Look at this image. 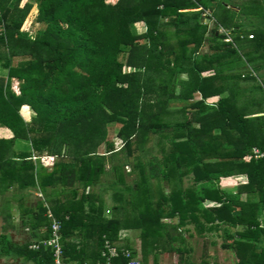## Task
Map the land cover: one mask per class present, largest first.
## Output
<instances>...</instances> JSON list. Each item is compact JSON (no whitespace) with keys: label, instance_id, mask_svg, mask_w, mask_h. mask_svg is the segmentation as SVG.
<instances>
[{"label":"trees","instance_id":"trees-1","mask_svg":"<svg viewBox=\"0 0 264 264\" xmlns=\"http://www.w3.org/2000/svg\"><path fill=\"white\" fill-rule=\"evenodd\" d=\"M21 1L0 0V66L7 71L0 75V127L12 133L0 137V195L15 188L12 199L20 201L23 224L37 229L36 243L51 235L49 211L61 223L68 262L105 261L109 240L142 264L155 250L172 252L175 264H195L185 226L202 227L201 216L247 221L264 232L254 217L264 208V157L251 152L264 151V19L249 30L227 0H28L36 11L27 26ZM263 1L242 5L262 19ZM217 2L224 17L216 18ZM197 7L230 29L234 43L224 42L218 26L209 32ZM137 22L147 31L137 32ZM24 105L34 112L29 121ZM113 122L121 124L117 149L108 140ZM149 147L156 152L147 157ZM107 161L116 172L109 182L101 178ZM236 174L246 177L240 204L220 184ZM31 187L42 191L35 206L27 205ZM205 200L219 206L204 208ZM126 229L139 232L142 256L119 235ZM29 245L7 246L53 264L50 248Z\"/></svg>","mask_w":264,"mask_h":264},{"label":"crops","instance_id":"crops-1","mask_svg":"<svg viewBox=\"0 0 264 264\" xmlns=\"http://www.w3.org/2000/svg\"><path fill=\"white\" fill-rule=\"evenodd\" d=\"M197 8H194V10H197ZM1 69L3 70V68ZM184 77L186 76L184 75ZM249 84H252V82H249ZM212 99L214 98L211 97L209 100L213 101ZM261 114L264 115V112H261ZM23 118L29 121L25 116ZM11 136L12 133L8 128L0 127V137L10 138ZM44 157L48 156H41V160L47 165L44 162ZM222 180L225 184L222 183ZM222 180L220 182L221 188L232 197L233 204L245 200L246 193L241 194L238 198L236 197L239 186L246 181L245 175L236 174ZM15 191V188L10 187L0 195V264H38L32 258L10 251L7 246L9 242L24 245L35 242L37 239L34 235L37 229L33 230L30 225H24L20 218L18 208L20 201L12 199L14 193H16ZM30 191L40 192L37 188L32 187L29 189V193H31ZM250 199L257 200L258 198L256 194H251ZM26 200H29V194ZM39 200L36 197L35 204ZM215 206H219L216 201L205 200L203 202L204 208ZM213 213L215 215V212ZM252 217V212L249 216L247 215L249 219ZM254 217L259 222V228H264V208L260 207ZM200 220L203 224L202 227L194 223L185 226V237L190 242L188 245L189 253H187L189 261H193L195 264H264V232L255 226L249 229L247 221L235 223L229 219L220 221L218 218L208 221L203 216L200 217Z\"/></svg>","mask_w":264,"mask_h":264},{"label":"rangeland","instance_id":"rangeland-1","mask_svg":"<svg viewBox=\"0 0 264 264\" xmlns=\"http://www.w3.org/2000/svg\"><path fill=\"white\" fill-rule=\"evenodd\" d=\"M27 1L28 0H22L20 4H21V8L24 10L25 14L28 16V21H27L26 25L29 24V26H30V23H31V21H32V19L34 17L36 9H33L32 6L27 3ZM227 1L231 4L230 7L234 11H236L234 13L235 20L238 23H241L244 27L249 28V30L253 29L255 24H257V23L261 24L260 22H262V20L264 19V1L262 3L263 4V7H262L263 13L261 14L262 19H260L257 16H255L256 14L254 15L251 12H249V9L247 7H244L245 5H242L243 3H245V4H247V6H252V2L254 0H227ZM224 10H225V7L220 2H217L216 8H215L216 18L224 17V15H223L224 14ZM242 10H244V12ZM263 22H264V20H263ZM134 26H135L134 28L136 29L137 32H146L147 29H148L147 25L144 22H137V23L134 24ZM213 30H214V27L211 30H208V31L210 32V31H213ZM226 30L228 31V35L231 36L232 39H233L234 33H232V31L230 29H226ZM250 32L252 33V31H250ZM219 34H221V33H219ZM224 42H226V41H224ZM232 42L234 43V40ZM207 47L208 46H207V42H206L205 46L203 47V50H207ZM122 59H124V56L122 57ZM17 60H19V59H16V61ZM1 68H2V66H0V75H6L7 71L4 70V69L2 70ZM134 69L135 68L132 67V66L126 67L127 71H131V70H134ZM12 89L16 93H19L18 80L15 79V78L12 81ZM21 114L23 116H25V118L27 120H30L32 118V116L34 115V112L31 110L30 107L23 106L21 108ZM120 127H121L120 123H116V122L114 123L113 122V123H111L109 125V127L107 129L108 130V140L113 142L115 149L120 148L122 143H123V140L120 137H118V135H117L118 134L117 132L119 131ZM104 149H105V144H102L99 147L98 150H100V152H101V151H104ZM147 149H148V154L146 155L147 157H150L152 154H155V152H156L154 149H152L150 147L147 148ZM52 159H53L52 156L51 157H44V162H46V164H50ZM111 167H112V164L107 161V164H106V167H105L106 173H104L101 176L102 180L107 181V182L113 180V176H115L116 172L113 173L112 170H111ZM125 170L128 171V167H126ZM124 179L126 181H130L131 180L130 177H127V178H124ZM190 181H191V179L189 180L188 177H186L184 184L185 185H189V183H192ZM222 183H224L223 180H222ZM95 188L101 190V188L99 186L95 187ZM168 190L169 189L166 187V191H168ZM30 192L31 193H29V191H28V193H27V196L29 194V200L27 202V205L35 206L36 205L35 204L36 197H41L42 194H41V192H37V193H35L34 191L33 192L30 191ZM109 209H110V207H109ZM109 209H107V214L108 215L111 214V211H110L111 209L110 210ZM138 234H139L138 231L129 230V229L122 230L119 233V235L122 236V237H125L127 235L129 240L131 241V245L134 246L135 249H137V251L139 253L138 255H141V245H142V243H141L140 238L138 237ZM175 257L176 256L172 252H163L162 253V252H159V251L155 250L146 258V262H147V264H154L153 263L154 260L155 261L157 260V262H159V264H175L174 263ZM220 262H222V261H220ZM221 264H224V263H221Z\"/></svg>","mask_w":264,"mask_h":264},{"label":"built area","instance_id":"built-area-1","mask_svg":"<svg viewBox=\"0 0 264 264\" xmlns=\"http://www.w3.org/2000/svg\"><path fill=\"white\" fill-rule=\"evenodd\" d=\"M197 10H202V21L204 24H206L208 30H211L213 27L218 26V34L221 33L226 35L224 41H233L232 37L228 35V31L226 30V28L221 25H217L216 20L210 10L203 9V7H198ZM249 37L252 38L253 35L250 34ZM251 152L255 159L264 157V151L260 150L257 147H253ZM48 217L51 220V235L46 239H42L38 243H30L29 247L35 250L39 249L41 245L50 248L53 253V264H115L112 262V258L120 256L126 259L123 264H142L140 257L134 256L131 250L127 248H118L116 245H113L109 240L105 241L104 250L102 251V256L106 258L105 261L91 263H80L75 261L68 262L64 254V248L61 242V223L51 211L48 212Z\"/></svg>","mask_w":264,"mask_h":264}]
</instances>
